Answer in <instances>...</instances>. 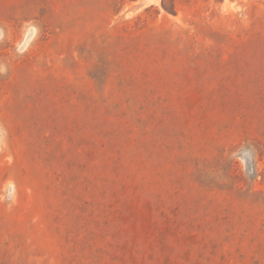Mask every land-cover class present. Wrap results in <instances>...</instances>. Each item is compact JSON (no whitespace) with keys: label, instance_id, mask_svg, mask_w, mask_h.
Returning a JSON list of instances; mask_svg holds the SVG:
<instances>
[{"label":"rangeland","instance_id":"374dc122","mask_svg":"<svg viewBox=\"0 0 264 264\" xmlns=\"http://www.w3.org/2000/svg\"><path fill=\"white\" fill-rule=\"evenodd\" d=\"M0 264H264V0H0Z\"/></svg>","mask_w":264,"mask_h":264}]
</instances>
